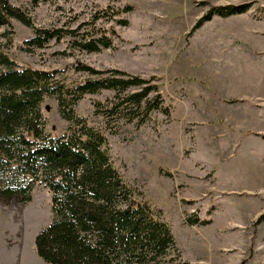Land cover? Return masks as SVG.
Listing matches in <instances>:
<instances>
[{"label":"rangeland","instance_id":"1","mask_svg":"<svg viewBox=\"0 0 264 264\" xmlns=\"http://www.w3.org/2000/svg\"><path fill=\"white\" fill-rule=\"evenodd\" d=\"M9 4L29 21L0 17V52L19 68L56 72L66 89L92 78L81 66L143 80L85 94L64 111L46 96L39 108L52 138L82 126L104 138L130 200L169 230L166 262L264 264V0ZM223 6L240 11L211 14ZM79 27L111 45L82 49ZM37 30L58 35L27 44ZM52 195L42 182L28 202L0 194V264H40L35 239L53 220Z\"/></svg>","mask_w":264,"mask_h":264},{"label":"trees","instance_id":"2","mask_svg":"<svg viewBox=\"0 0 264 264\" xmlns=\"http://www.w3.org/2000/svg\"><path fill=\"white\" fill-rule=\"evenodd\" d=\"M238 11L239 7L223 6L210 12L229 16ZM6 16L29 22L9 0H0V17ZM80 30L72 33L80 35ZM84 33L77 45L88 52L111 45L106 34L87 39ZM57 35L58 31L37 30L26 43L42 47ZM79 69L92 78L66 89L56 72L19 68L0 52V194L28 202L38 182L52 191L53 220L35 239L38 255L49 264H190L166 262L173 246L169 230L156 220L151 208L130 200L131 191L102 150V136L83 126L68 137L52 138L45 133L39 107L46 96L57 95L64 111L85 94L103 89L121 92L143 82L104 76L90 66ZM69 113L73 120L71 109Z\"/></svg>","mask_w":264,"mask_h":264},{"label":"crops","instance_id":"3","mask_svg":"<svg viewBox=\"0 0 264 264\" xmlns=\"http://www.w3.org/2000/svg\"><path fill=\"white\" fill-rule=\"evenodd\" d=\"M37 255H38V253H37ZM38 256H39V255H38ZM38 262H39L40 264H49V263L45 262L40 256H39V258H38Z\"/></svg>","mask_w":264,"mask_h":264}]
</instances>
